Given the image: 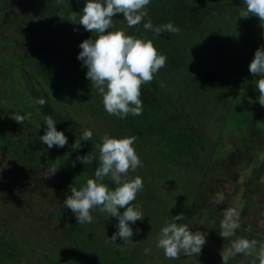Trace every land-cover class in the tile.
Instances as JSON below:
<instances>
[{"label":"rangeland","instance_id":"1","mask_svg":"<svg viewBox=\"0 0 264 264\" xmlns=\"http://www.w3.org/2000/svg\"><path fill=\"white\" fill-rule=\"evenodd\" d=\"M5 1L0 0V13ZM36 4V0H8L6 9L3 10L8 19L0 21V110H4L0 111L2 122L12 120L14 117L12 111L16 108L23 109L24 113L29 112L33 105V97L27 87L32 79L29 77L33 74L29 72V68L34 71L38 65L46 66L49 63L48 70L44 71H48L51 80L57 83L50 85L57 90L52 92L60 100L58 104L61 105H57L58 109L67 112L60 122L79 137H82L85 129L93 132L92 139L89 140L92 142L91 147L86 146L87 149L83 152L98 154L101 138L105 134L115 138L134 136V130L124 126V123L117 121V117L105 111L100 95H96L97 98L91 100L88 97L84 99L82 95L75 97L68 94L61 86V77L65 76H62L63 74L74 69L82 70L84 67L77 59L78 53L68 47L64 37L53 33L52 26L41 19L43 12L39 7L36 10ZM238 26L237 23L232 22L230 26L229 22H225L221 28L236 29ZM240 33L242 34V30ZM234 40L230 33L228 36L230 47H235ZM262 46H264V24L256 48ZM212 54L209 56L206 53L205 56L213 58L219 52L215 51ZM247 61L248 59H244L242 62ZM210 71L213 73V70ZM25 75L27 80L24 78ZM77 75L78 73H72L70 77ZM243 79L250 81L248 83L257 97L255 104L260 106L257 102L259 92L256 89L258 77H254L249 72V65L246 66ZM34 80L35 86L41 85L42 81L38 77H34ZM35 91L42 94L36 89ZM240 92L242 96L245 95L243 89ZM214 112L215 116L202 128L204 132L207 131V124L215 122L220 125L222 122L220 104L215 106ZM53 117L56 120L57 116L53 114ZM157 117L158 120L167 118L163 110L156 111ZM219 125L217 129L211 130V135L216 136L220 132ZM30 128L18 126L15 131L6 133L10 136L24 135L26 139L32 137ZM263 130L258 135L254 133L236 138L248 144L247 151L239 155L236 152L240 144L225 136L228 130L224 128L221 149L228 156L225 158L218 156L217 161L212 164L206 163L207 151L200 150L197 152L192 150L188 156L176 159L172 163L168 162L162 159L154 144H151L158 142L157 137H150L148 142L136 138L133 147L142 162V167L134 172L129 171L128 177L140 176L143 179V190L137 194V197H141V202L135 205L142 208L144 219L130 225L133 228L131 239L126 241L120 239L116 244L108 242L111 233L101 232L102 229L104 230L101 218L105 212L94 208L90 213L94 218L93 222L78 224L71 210L63 206L66 196L70 194V186H75L77 189L85 186L83 182L86 175L83 174V164L75 157L62 151L55 152L59 153L56 156L51 155L50 150L47 149L44 153L45 157L38 156L40 161L30 165L22 158L12 163L0 154V235L6 234L8 241L20 247L18 262L11 264H49L46 256L49 257L52 252L61 253L62 256L59 257L69 262L74 259L73 256L77 257L78 252L73 247L72 252L65 247L70 239L77 238L73 231L80 234L78 229H75L77 227L94 230L92 234H98L97 238L105 240L110 247L112 246L111 248H118L115 256L106 254L111 264H168L170 259L165 257L163 249L157 247L161 229L167 226L165 214L174 217L181 213L185 214L188 209L191 211L187 214L186 225L193 233L197 231L203 233L206 243L200 253L203 258L184 254V257H179L180 264H227L226 258L231 259L230 264H252L253 261L259 264L260 245L264 244V151L257 149L256 145L264 147ZM84 146L81 145L85 148ZM44 148H47V145L44 144ZM53 168L57 171L54 175H52ZM259 168L261 170L259 179H252L250 184L249 173L258 171ZM234 171L237 172L236 179L235 176L233 177ZM200 181L204 182L203 191L200 197L192 202L191 195L195 193ZM254 183L258 191L249 194L245 189L251 188ZM217 193L223 195L222 202L216 201ZM206 206H209L216 216L210 215L208 218ZM230 208L236 210V219L241 210L245 211L242 221L256 227V230L250 232L251 237L242 236V231L246 227L237 228L242 231L237 230L236 234L221 237V221L225 210ZM57 217L61 220L59 221ZM177 223L183 222L181 220ZM240 239L255 240L257 244L250 248L247 254L236 253L233 245ZM80 242L83 249L84 242L81 241V236ZM64 249L67 251L64 252ZM145 249H150V252L145 254ZM87 252L90 253L88 249L84 250L83 255ZM89 253L87 255H90ZM63 259L59 258L58 264H66ZM189 259L190 263H187ZM78 260L81 261L79 258ZM97 261L99 263L100 259Z\"/></svg>","mask_w":264,"mask_h":264},{"label":"trees","instance_id":"2","mask_svg":"<svg viewBox=\"0 0 264 264\" xmlns=\"http://www.w3.org/2000/svg\"><path fill=\"white\" fill-rule=\"evenodd\" d=\"M36 1L39 5L36 4V10L39 7L43 12L41 19L52 26L53 33L61 34L68 47L75 50L78 54L81 51L79 48L80 43L85 39L97 37L96 32L90 33L82 25L73 24L69 20L72 12H75L77 13L76 22H79L86 0ZM7 2L8 0L5 1L2 13H0V21L8 19L3 13ZM241 10H246L243 0H151L147 6L148 15L144 17L140 24L134 27H128L122 14H117L113 17L111 31L122 30L126 35H133L145 41L150 40L158 53L167 57L166 65L154 74L152 82L141 86L142 115L132 116L130 114L125 119L117 118V120L115 118V122L116 120L120 123L122 122L124 126L134 130V136L137 140L148 142L150 137H157L158 142H152L151 144H154V148L156 147L163 160L172 163L176 159L188 156L192 150L196 152L200 150L201 152L207 151L206 163L212 164V162L217 161L218 156H223V158L228 156L221 149L223 147L221 137L223 136L224 128L228 130L225 136L240 144L238 151L236 150L239 155L247 151L248 144H246V141L236 138L254 133L258 135L264 129V108L255 104L257 97L253 88L250 87V83H248L250 81L243 79L246 66L250 64L255 49H257L256 45L264 21H260L257 17L251 16V14L248 18H241L239 14ZM149 21L157 27L171 23L179 28V32L177 34L163 31L157 35L153 31L144 29L143 24ZM225 22H229L230 26L232 22L239 24V26L236 29L231 27V29L222 30L221 26ZM230 33L235 39V47H230L229 45L228 36ZM215 51L219 52L216 57L207 58L208 56H205L206 53L209 56L213 55L212 53H215ZM244 59H248V61L242 62ZM74 60L77 61L76 59ZM48 66L49 63L46 66L38 65L34 69L36 73L29 68V72H33L32 76L29 75V78L32 79L27 85L30 95L33 97V105L28 112L31 114L30 118L23 124H18L13 119L3 123L0 118V154L12 163L22 158L27 164L33 165L40 161L38 156L45 157L44 153L49 148H44V144L40 141V136L45 134L47 127L44 125V117L46 115L53 117L54 114L57 116V121L55 120L57 122V131H62L68 138V142L63 148L53 146L49 149L51 155L56 156L59 153L55 152L62 151L65 154L68 152L69 155L77 159L78 156L88 155V153L83 151L91 147L90 143L92 142L81 141V145H85V148L73 149L72 146L76 141L73 139L79 140L81 137L73 130L67 128L63 122H60L62 116H65L67 112L62 111L60 108L58 109V106L61 105L58 104L60 100L52 92L57 90L54 89L55 87H51L53 83H57L51 80L48 71H44ZM210 70H213V73ZM86 72L87 68L85 67L82 70L79 68L72 70V72H66L62 75L65 76L61 77V86L65 88L68 94L75 97L82 95L84 99H87V97L89 100L96 99V95L99 96L98 91L92 85V82L86 79ZM72 73H78V75L70 77ZM34 77H38L43 84L40 82L41 85L35 86ZM24 78L27 80L26 75ZM35 89L42 94L37 93ZM241 89L245 93L244 96L241 95ZM41 97L46 100L43 108L34 102L36 98ZM219 104L222 110V122L220 125L215 122L207 124V131L204 132L202 128L207 121L215 116L214 108ZM157 110L165 111L167 118L158 120V117L156 118ZM0 111L3 112L4 110ZM12 112L14 116L28 114L24 113V110L20 108H16ZM181 125L184 127H181ZM218 125L220 132L216 136L211 135V130L217 129ZM18 126L31 127L30 133L32 137L24 139V135L10 136L6 133L7 131H15ZM230 131L231 133H229ZM256 147L264 151V147H258V145ZM256 147L253 146L255 149ZM64 153L62 154L64 155ZM208 153L210 154L208 155ZM98 155L99 152L98 154H93L92 163L82 165L83 174L86 175L83 182L84 185L88 179L94 178L95 169L98 167ZM260 173V168L258 171L249 173V183L251 184L252 179L258 180ZM233 174L236 179L237 172L234 171ZM104 183L109 186L110 190H114L115 185L109 179L105 178ZM255 186L254 183L251 188H246L245 191L249 194L256 193L258 189ZM203 188L204 182L200 181L195 193H192V200L190 201L195 202L200 197ZM140 202L141 197L138 196L133 204ZM205 209L207 217L210 215L216 216L209 206H206ZM120 211L122 212L123 209ZM190 211L188 209L185 213L186 215L183 213L182 224H187V214ZM244 215L245 211L241 210L237 220L241 228H246L243 231L242 229H236L234 234L238 232L237 230H241L242 236L248 238L251 237L250 232L256 230V227L250 226L249 223L245 224L242 221ZM57 219L61 220L60 217H57ZM165 219L166 223H168L171 221L172 216L165 214ZM96 222H98V219ZM117 223L118 221L115 217H111L110 213L105 212L101 218V225L104 228L101 232L113 235L117 230ZM75 229H78L80 234L73 231L77 238H74V240L70 239L65 248L69 251H71L72 247L76 249L78 252L76 253L77 257L73 256L74 259L66 262L65 259L59 257L62 256L61 253L52 252V255L46 256L49 264H58L59 258L63 259L66 264H111L106 254L115 256V251L118 248H111L112 246L110 247V244H107L105 240L97 238L98 234H92L95 232L94 230L90 231L87 228L82 229L80 227ZM70 232L73 233L72 231ZM79 235L81 236V241L84 242L82 244L83 249L80 246ZM117 242H120V239L117 238ZM19 249L20 247L17 244L10 240L8 241L6 234L5 236L0 235V264L18 262ZM66 249L63 251L66 252ZM80 249L83 251H80ZM87 249L90 251L87 254L89 253L90 255L86 253L83 255L84 250ZM184 256V252L181 251L179 257ZM194 256L203 258L202 254H192V257ZM98 259H100L99 263ZM230 260L229 258L225 259L227 264H230ZM187 263H190V259ZM168 264H180V261L179 259L177 261L170 259Z\"/></svg>","mask_w":264,"mask_h":264},{"label":"clouds","instance_id":"3","mask_svg":"<svg viewBox=\"0 0 264 264\" xmlns=\"http://www.w3.org/2000/svg\"><path fill=\"white\" fill-rule=\"evenodd\" d=\"M150 2L151 0H86L79 22H76L77 13L72 12L69 17L71 23L82 25L90 33H97L96 38H88L80 43L81 51L77 59L82 62V67L87 68L86 79L92 82L102 97L105 111L120 119H125L130 114L142 115L141 86L152 82L154 74L166 65L167 57L159 54L150 40L126 35L122 30L111 31L113 17L122 14L128 27H134L148 15L147 6ZM243 4L246 10L240 11L241 18H248L251 14L264 21V0H243ZM143 27L157 35L163 31L177 34L179 32V28L171 23L157 27L149 21L144 23ZM249 72L258 77L257 102L264 107V46L255 51L249 64ZM34 102L41 108L46 104L42 97L36 98ZM30 116V113L15 115L12 119L18 124H23ZM44 120L47 127L45 134L40 136L41 143L49 149L53 146L63 148L68 138L62 131H57V122L51 115H46ZM92 136V130L85 129L81 140H76L73 144V149H80L81 141H89ZM135 140V136L115 138L105 134L99 145L98 167L95 169L94 178L88 179L80 189L70 186V194L63 202V206L75 215L78 224L92 223L94 218L90 213L94 208L115 217L118 221L117 231L108 238V242L112 244H116L117 238L122 241L131 239L133 228L130 225L144 219L142 208L133 204L137 194L143 190V179L140 176L128 177L129 171L134 172L142 167L133 147ZM77 160L84 165L90 164L93 154L78 156ZM56 172L53 168L52 175ZM105 178L115 185L114 190H110L104 183ZM223 199L221 193L216 194L217 202H222ZM236 216L235 209L225 210L221 221V237H228L240 227ZM183 218V213L172 217L158 236L157 247L163 249L168 259H179L181 251L185 255L200 254L206 243L203 233H193L187 225L177 223ZM256 244L255 240L240 239L234 243L233 248L236 253L247 254ZM260 248L259 264H264V244L260 245ZM149 252L150 249H145V254ZM252 264H256V261Z\"/></svg>","mask_w":264,"mask_h":264}]
</instances>
